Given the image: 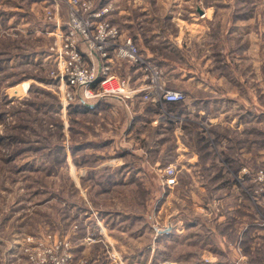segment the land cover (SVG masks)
<instances>
[{"label":"rangeland","instance_id":"374dc122","mask_svg":"<svg viewBox=\"0 0 264 264\" xmlns=\"http://www.w3.org/2000/svg\"><path fill=\"white\" fill-rule=\"evenodd\" d=\"M109 1L124 35L135 39L127 29L136 28L143 39L181 41L182 53L163 50L168 90L173 66L212 84L207 96L179 79L186 98L177 105L207 98L216 123L248 122L254 94L264 109V0H93ZM50 2L0 0V264H264V194L254 179L264 171V120L239 136L154 104L166 133L153 143L156 129L147 130L142 157L122 138L134 112L126 118L108 102L97 114L63 107L52 49L69 13L63 3L50 20ZM122 16L133 24L124 28ZM125 66L144 77L115 58L120 79L129 80Z\"/></svg>","mask_w":264,"mask_h":264},{"label":"built area","instance_id":"2783aa9c","mask_svg":"<svg viewBox=\"0 0 264 264\" xmlns=\"http://www.w3.org/2000/svg\"><path fill=\"white\" fill-rule=\"evenodd\" d=\"M48 1L52 4L47 10L50 20L56 19L54 12H58L63 3L69 13L64 31L59 21L56 22L60 39L52 49L56 63L52 75L59 82L64 108L73 103L88 104L107 98L123 102L142 98L158 105L185 101L184 93L166 88L159 66L141 54L134 38L124 35L114 24L112 17L118 9L114 1L100 7H96L93 0ZM115 58L140 68L144 86L132 88L130 80L120 79L112 68ZM168 173L171 185L174 168L170 167ZM254 179L263 186L255 194H264V171Z\"/></svg>","mask_w":264,"mask_h":264},{"label":"crops","instance_id":"0c3cea01","mask_svg":"<svg viewBox=\"0 0 264 264\" xmlns=\"http://www.w3.org/2000/svg\"><path fill=\"white\" fill-rule=\"evenodd\" d=\"M208 15V14H207ZM125 19L124 23V28L128 27L129 25H132V22L126 21L128 20V18L126 16H122L121 20ZM117 20V19H116ZM133 29V26H130ZM125 30V29H124ZM127 31H129V33L134 34L137 38V42H140V46L142 45V47L144 48L143 54L155 61L157 63L158 66H161L162 64V58H163V50L167 51L169 49V46L174 47V49L177 51L176 53H182L183 51V45H181V41L175 39L174 40H170L167 37H161L160 33L158 32H154L153 36H146V38H142L141 34L139 32L136 31L135 28V32L130 31L129 29H127ZM140 34V35H139ZM148 35V34H147ZM142 36L144 37V35L142 34ZM148 37V38H147ZM240 63H242V60L239 61V65ZM262 72V71H261ZM134 70L129 69L125 66V72H124V77L128 78L130 80L131 85L133 86L132 88H140L143 86L144 82H143V78L142 75L141 77H136L137 79L135 80V76H133L134 74ZM261 74V73H260ZM167 77V85H170L168 88H170L169 90L171 91H179V87H174L176 84H178L180 86V82L179 79H181L182 81H186L191 89L192 92L194 91H200L202 94H207V96H211L214 92H212V84H209L210 82H206L204 80H200L199 76L197 75V73H194V70H185V69H178L177 66H173V70H170V73L166 74ZM198 78L199 80L197 81ZM166 79V78H165ZM222 79V78H221ZM219 77L217 79V82L219 83V81L221 80ZM179 82V83H178ZM262 84H264V82H262ZM205 85V86H204ZM214 85V84H213ZM220 86V83L217 84ZM220 89V87H219ZM258 92V91H257ZM190 93V92H188ZM259 93L261 95H264V87L260 86V91ZM259 94V95H260ZM252 103H253V109L254 112L251 115L252 117L249 118L248 122L243 121L241 118L237 119V117H233V119H229L228 122H224L223 120H221L220 122V118L218 119V123H216L215 119L216 118H210L209 114L208 116L206 115L207 111L205 109V106L207 103V98H193L192 102H188L185 103L184 106V110L183 113L181 115L183 116H187V117H191L194 116L195 114L201 115V117L204 119V117H208L207 121L209 124V127H220V128H231L235 131V133L237 135L240 136V133L242 132L241 129L243 127H247V126H252V125H256L258 124L259 121L264 120V109H259L260 103H259V99H255L257 98V94H254V96H252ZM113 103L114 105H116V107L120 106V108L124 109V115L125 117L127 116V112H134L135 116L132 119V121H127L129 124H127L126 127H128L125 132H124V142H129L132 145V149L133 151H137L136 153L140 154L142 157L145 154L143 147L141 146L144 143H146L147 141H149L150 136H146L144 135L145 132L149 129L151 130H155L154 135H156V137H153L152 139H154L153 143H156V140L163 137L166 133L165 127H167L165 124L161 125L159 124V120L158 119V111L157 108H155V106L157 105H151V103L149 102H142L139 100V98H137L134 102H123L120 101L116 98H107V99H102V100H98V101H94L90 106L91 107H95L97 104L102 105L103 103ZM201 102V103H200ZM140 103H145V104H140ZM166 105L171 106V105H176V103H167ZM201 105H203L204 107L199 108ZM259 105V106H258ZM126 106H129L128 108ZM119 108V107H118ZM133 109L132 111L130 109ZM260 111V112H259ZM226 113V112H225ZM225 113H221L225 114ZM127 118V117H126ZM232 118V117H231ZM252 118H256V121H251ZM260 118V119H258ZM214 119V120H213ZM128 120V119H127ZM259 120V121H258ZM250 121V122H249ZM192 122H195L194 120ZM175 132V131H174ZM153 136V135H152ZM136 139L134 145H133V140ZM145 139V141H144ZM132 141V142H131ZM219 143H221L224 147L227 146L228 143H230V139L226 138V137H220L219 139ZM255 148H257V146H255ZM128 148H126L127 150ZM129 151V149L127 150ZM243 150H239L240 155H242ZM263 152H260V157L263 158ZM134 155V154H133ZM141 156H137V157H141ZM123 157V156H122ZM243 157H248L251 158V153L249 152L247 155H243ZM255 157L257 158V153L255 155ZM146 158V156H145ZM190 165H196V161H197V157H191L190 159ZM140 169H137L135 172H138ZM189 170V169H187ZM190 171V170H189Z\"/></svg>","mask_w":264,"mask_h":264},{"label":"trees","instance_id":"16d2710c","mask_svg":"<svg viewBox=\"0 0 264 264\" xmlns=\"http://www.w3.org/2000/svg\"><path fill=\"white\" fill-rule=\"evenodd\" d=\"M179 103H176V105H171L170 106V109L171 110H175L176 114H181L183 113V110H184V106L183 105H177ZM75 107V110H77V112L79 114H84L86 112H92L94 114H97L98 111H99V107L100 105L97 104L95 107H91L90 105H87V104H84V103H81V104H76V105H73Z\"/></svg>","mask_w":264,"mask_h":264},{"label":"water","instance_id":"95a60500","mask_svg":"<svg viewBox=\"0 0 264 264\" xmlns=\"http://www.w3.org/2000/svg\"><path fill=\"white\" fill-rule=\"evenodd\" d=\"M200 14H203V13L200 11Z\"/></svg>","mask_w":264,"mask_h":264}]
</instances>
